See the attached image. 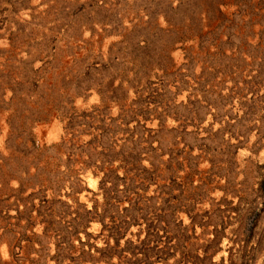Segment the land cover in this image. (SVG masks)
Returning a JSON list of instances; mask_svg holds the SVG:
<instances>
[{
	"label": "rangeland",
	"instance_id": "rangeland-1",
	"mask_svg": "<svg viewBox=\"0 0 264 264\" xmlns=\"http://www.w3.org/2000/svg\"><path fill=\"white\" fill-rule=\"evenodd\" d=\"M0 264H264V0H0Z\"/></svg>",
	"mask_w": 264,
	"mask_h": 264
}]
</instances>
